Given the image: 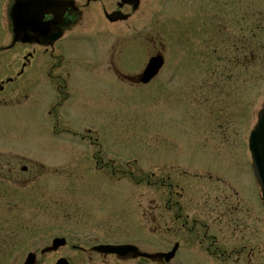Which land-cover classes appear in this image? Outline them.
I'll use <instances>...</instances> for the list:
<instances>
[{
    "label": "rangeland",
    "instance_id": "obj_1",
    "mask_svg": "<svg viewBox=\"0 0 264 264\" xmlns=\"http://www.w3.org/2000/svg\"><path fill=\"white\" fill-rule=\"evenodd\" d=\"M248 5L255 9L252 17L242 10ZM126 25L116 32L128 36L122 61L128 74L139 72L151 57L140 50L134 35H156L166 46V65L151 84L97 86L91 72L103 70L99 55L106 66L108 44L102 50L97 39L76 40L64 50L74 60L69 66L74 75L72 106L58 118L35 116L31 107L41 108L56 93L45 91L40 82L31 90L36 105H16L11 116L0 113V149L9 146L26 157L21 163L15 160L12 171L0 158V264H23L29 252L40 254L55 237L74 242V229L87 230L79 232L82 241L91 234L110 241L149 240L147 229L154 226L149 206L168 194L159 183L170 176L183 181L191 195L204 193L198 200L228 196L221 203L212 201L211 207L234 212L228 215L232 218L244 212L239 241H250L254 264H264V214L244 157L245 138L264 101V0H143L140 12ZM219 26L218 42L212 37ZM97 27L102 33L110 29ZM85 71L89 75L80 81L78 72ZM54 127L62 132L58 138ZM86 128L98 130L99 144L109 147L104 156L113 164L98 175L89 146L68 133ZM131 159L136 163L126 165ZM41 161L47 169L39 167ZM175 163L186 168L170 170L169 164ZM24 165L30 168L26 174L21 172ZM207 171L224 183L194 178ZM74 217L90 220L81 226ZM221 227L226 229L227 223ZM155 237V247L171 248L168 236ZM60 255L74 253L64 249L47 258ZM182 255L184 264H208L202 256Z\"/></svg>",
    "mask_w": 264,
    "mask_h": 264
},
{
    "label": "flooded vegetation",
    "instance_id": "obj_2",
    "mask_svg": "<svg viewBox=\"0 0 264 264\" xmlns=\"http://www.w3.org/2000/svg\"><path fill=\"white\" fill-rule=\"evenodd\" d=\"M23 4H29L31 0H21ZM75 1V2H74ZM18 0H0V113L3 115H12L11 110L16 105H23L29 99V93L43 81L47 84L50 91L54 92V97L50 99L53 105L50 106L48 113L49 117L57 118L58 111L67 102L69 93V84H72L74 75L70 72L69 63L63 56L64 46L61 44L64 38L56 41L55 44L48 46L32 45L28 43H14V26L18 24H29V18H21L20 10H16ZM142 0L136 5V0H73L72 6L67 10L65 16V24L55 28L54 34H57L62 29L71 26L74 33L86 26H114L120 27L127 23H132L135 16L140 12ZM250 5L246 6L245 10L250 9ZM244 9V8H242ZM232 11V10H231ZM92 16V17H91ZM24 17V16H23ZM59 20L57 14H49L43 17V21L51 23ZM23 21V22H21ZM102 39V47L105 48L106 66L103 70L93 68L97 79H92L97 86L120 84L126 85V80L129 78L125 73V68L122 64L123 55L127 51L126 37L120 34L113 36L102 34L95 35L94 39ZM139 47H144L152 57L159 52V39L156 35L135 36L133 39ZM107 40V43H106ZM77 42L74 39L71 40ZM133 43V42H130ZM162 44V43H161ZM74 63V60L71 61ZM80 74V81H84L85 74ZM130 86H141V84L133 83ZM13 153L7 152L1 155L6 158L8 169L11 170L14 160L10 155ZM100 171H104L107 164L98 162ZM205 178V177H204ZM212 175L209 182H211ZM217 183L224 182L219 179ZM169 194L161 196L159 200L151 201L150 210L151 218L154 226L150 228L152 238L150 242L145 241L135 244L140 251L157 254L168 253L169 259L155 258L147 259L134 252L125 255L105 254L97 251L95 248L101 244H123V243H104L98 238L87 239L79 242L74 238L71 253L68 259L70 264H184L182 254L191 253L194 256H202L208 264H254V246L250 241H246L245 237L239 236L237 229L239 224L244 223L243 213H237L236 217L232 218L228 215L235 213L228 210L216 209L211 207L210 203L215 201L221 203L224 197L228 200V196L214 197L215 200H210L211 197H203L201 195H191L188 189L183 185V182L176 179L170 180L168 184ZM210 197V198H209ZM213 199V198H212ZM224 199V200H225ZM206 207L209 209H206ZM214 208V209H212ZM237 210V206H233ZM203 209V210H201ZM149 210V211H150ZM201 210V211H200ZM148 214V213H147ZM147 214H144L146 216ZM223 220V221H222ZM74 222L79 224L77 218L74 217ZM223 222L227 223V228L224 229ZM166 230V233L164 232ZM214 230H217L214 231ZM78 229H74V234ZM158 234L166 235L171 248L168 250L158 249L154 246ZM244 235V234H243ZM251 237V236H250ZM248 239H250L248 237ZM208 240L211 242L209 243ZM154 241V242H153ZM148 243H151L148 247ZM64 250L50 252L42 255L38 263L43 264L46 261L48 264H57L60 256L49 259V254L57 255Z\"/></svg>",
    "mask_w": 264,
    "mask_h": 264
},
{
    "label": "water",
    "instance_id": "obj_3",
    "mask_svg": "<svg viewBox=\"0 0 264 264\" xmlns=\"http://www.w3.org/2000/svg\"><path fill=\"white\" fill-rule=\"evenodd\" d=\"M37 4L40 2V6L39 8H42V1H35ZM45 3V2H44ZM47 3V2H46ZM70 2H56V3H47L46 9L47 11H52V10H56V9H63V13L65 12V10L68 8ZM38 8L36 4L31 5V15L33 16V12L36 11ZM38 8V14L40 13ZM40 19V18H39ZM15 30L17 32V34L20 37H23V34L26 35L30 32V34H35L36 38H32L30 41L34 42V43H40L42 42L43 35H45V33H50L51 28L48 25L42 24L40 21H38L37 23H35L34 25H31L29 27H23V26H19L17 25L15 27ZM41 37V38H40ZM164 64V61L162 60V58H157L151 61L149 67L146 69L141 81L143 83H148L151 79H153L160 71V69L162 68ZM260 144H264V111L261 112L260 114V120H259V124L256 127V130L253 132L252 137H251V145L252 147H254L255 145H260ZM260 168L263 169V166H260ZM260 175V179L262 180V183L264 185V171L259 172ZM125 250V248H118L116 250L113 251H123ZM146 257H151L148 255H144ZM33 258L30 257V259L28 260L27 264H30V262H33Z\"/></svg>",
    "mask_w": 264,
    "mask_h": 264
}]
</instances>
